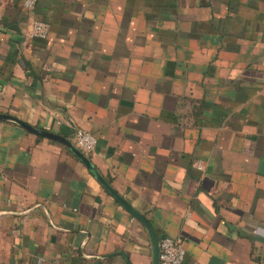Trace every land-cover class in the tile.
I'll return each mask as SVG.
<instances>
[{
  "label": "crops",
  "instance_id": "crops-1",
  "mask_svg": "<svg viewBox=\"0 0 264 264\" xmlns=\"http://www.w3.org/2000/svg\"><path fill=\"white\" fill-rule=\"evenodd\" d=\"M263 77L264 0H0V114L93 134L77 148L182 264H264ZM0 264H153L152 243L70 149L0 119Z\"/></svg>",
  "mask_w": 264,
  "mask_h": 264
},
{
  "label": "built area",
  "instance_id": "built-area-1",
  "mask_svg": "<svg viewBox=\"0 0 264 264\" xmlns=\"http://www.w3.org/2000/svg\"><path fill=\"white\" fill-rule=\"evenodd\" d=\"M38 0H22L24 9H32ZM30 35L38 38H46L48 35V25L43 21H33ZM264 80V77H263ZM96 137L90 132L77 128L74 131L73 144L84 152L92 151L96 146ZM184 248L180 237L163 236L159 240V264H182L184 259Z\"/></svg>",
  "mask_w": 264,
  "mask_h": 264
},
{
  "label": "water",
  "instance_id": "water-1",
  "mask_svg": "<svg viewBox=\"0 0 264 264\" xmlns=\"http://www.w3.org/2000/svg\"><path fill=\"white\" fill-rule=\"evenodd\" d=\"M0 119H7V120L14 121V122L22 125L26 129H29L30 131H32L34 133H38L40 135L55 139V140L59 141L60 143H62L63 145H65L68 149H70L72 151V153L86 166V168L89 170V172L92 174V176L104 187V189H106V191L122 207H124L129 213H131L133 216H135L137 219H139L142 222V224L145 226V228L147 229V231H148V233L150 235V239H151V243H152L153 264H159V261H158L159 238H158L156 232L154 231V229L152 228L150 222L146 219V217H144V215H142L141 213L136 211L134 208H132L109 185V183L106 182V180L100 175V173L96 170V168L91 164L90 160L88 159V157L86 156L85 153H83L81 150H79L70 140H68V139H66V138H64L62 136H59V135H56V134H53V133H50L48 131H44V130H41V129L30 127V126L24 124L23 122H21L20 120L14 118V117L7 116V115L0 114Z\"/></svg>",
  "mask_w": 264,
  "mask_h": 264
}]
</instances>
